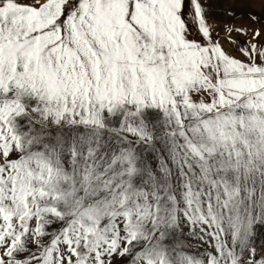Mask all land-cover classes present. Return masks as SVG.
<instances>
[{"label": "snow or ice", "instance_id": "snow-or-ice-1", "mask_svg": "<svg viewBox=\"0 0 264 264\" xmlns=\"http://www.w3.org/2000/svg\"><path fill=\"white\" fill-rule=\"evenodd\" d=\"M253 2L0 0V264H264Z\"/></svg>", "mask_w": 264, "mask_h": 264}, {"label": "rangeland", "instance_id": "rangeland-1", "mask_svg": "<svg viewBox=\"0 0 264 264\" xmlns=\"http://www.w3.org/2000/svg\"><path fill=\"white\" fill-rule=\"evenodd\" d=\"M227 6V5H225ZM246 10H251V11H255V12H260L262 10V6L259 4L258 0H254V2L252 3L250 8H244V9H238V11H246ZM217 11L219 12L220 9L218 8ZM227 17H219V19L217 21L214 22H219L220 20H227ZM230 47V46H228ZM232 51L234 52L235 50L232 49Z\"/></svg>", "mask_w": 264, "mask_h": 264}]
</instances>
